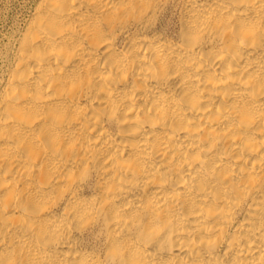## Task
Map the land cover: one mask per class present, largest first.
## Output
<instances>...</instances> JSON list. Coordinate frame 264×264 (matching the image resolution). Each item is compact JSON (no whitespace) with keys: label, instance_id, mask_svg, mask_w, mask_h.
<instances>
[{"label":"bare ground","instance_id":"1","mask_svg":"<svg viewBox=\"0 0 264 264\" xmlns=\"http://www.w3.org/2000/svg\"><path fill=\"white\" fill-rule=\"evenodd\" d=\"M0 264H264V0H35Z\"/></svg>","mask_w":264,"mask_h":264},{"label":"rangeland","instance_id":"2","mask_svg":"<svg viewBox=\"0 0 264 264\" xmlns=\"http://www.w3.org/2000/svg\"><path fill=\"white\" fill-rule=\"evenodd\" d=\"M34 2L35 0H0V80L9 67L17 37ZM169 19V27H172L174 17Z\"/></svg>","mask_w":264,"mask_h":264}]
</instances>
